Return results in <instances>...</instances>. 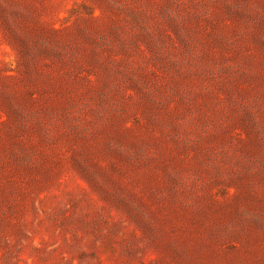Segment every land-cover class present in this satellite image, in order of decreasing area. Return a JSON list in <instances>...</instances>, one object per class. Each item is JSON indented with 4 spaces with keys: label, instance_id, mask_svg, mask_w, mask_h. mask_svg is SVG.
I'll list each match as a JSON object with an SVG mask.
<instances>
[{
    "label": "rangeland",
    "instance_id": "rangeland-1",
    "mask_svg": "<svg viewBox=\"0 0 264 264\" xmlns=\"http://www.w3.org/2000/svg\"><path fill=\"white\" fill-rule=\"evenodd\" d=\"M0 264H264V0H0Z\"/></svg>",
    "mask_w": 264,
    "mask_h": 264
}]
</instances>
